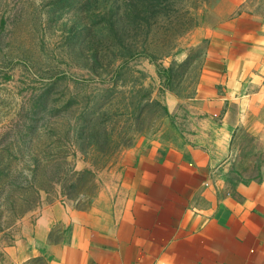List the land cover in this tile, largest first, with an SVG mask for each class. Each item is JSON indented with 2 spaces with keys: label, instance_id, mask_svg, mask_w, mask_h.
<instances>
[{
  "label": "rangeland",
  "instance_id": "374dc122",
  "mask_svg": "<svg viewBox=\"0 0 264 264\" xmlns=\"http://www.w3.org/2000/svg\"><path fill=\"white\" fill-rule=\"evenodd\" d=\"M241 37L261 56L240 80L237 143L258 178L264 0H0V264L44 205L87 206L167 101L194 94L213 47Z\"/></svg>",
  "mask_w": 264,
  "mask_h": 264
},
{
  "label": "crops",
  "instance_id": "0c3cea01",
  "mask_svg": "<svg viewBox=\"0 0 264 264\" xmlns=\"http://www.w3.org/2000/svg\"><path fill=\"white\" fill-rule=\"evenodd\" d=\"M249 40L213 47L194 94L167 101L164 125L134 140L87 206L44 205L21 223L11 264H264V148L258 178L237 150L240 80L261 61Z\"/></svg>",
  "mask_w": 264,
  "mask_h": 264
}]
</instances>
